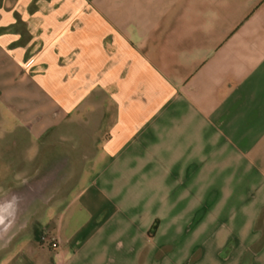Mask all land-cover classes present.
Returning <instances> with one entry per match:
<instances>
[{"label":"crops","instance_id":"1","mask_svg":"<svg viewBox=\"0 0 264 264\" xmlns=\"http://www.w3.org/2000/svg\"><path fill=\"white\" fill-rule=\"evenodd\" d=\"M1 172L0 264H264V0H0Z\"/></svg>","mask_w":264,"mask_h":264},{"label":"rangeland","instance_id":"2","mask_svg":"<svg viewBox=\"0 0 264 264\" xmlns=\"http://www.w3.org/2000/svg\"><path fill=\"white\" fill-rule=\"evenodd\" d=\"M40 173H42V171H39L37 172V175H40ZM1 176H0V179H3L4 177H7V176H4L3 174L6 175V173H2L1 172ZM61 175L64 176V178L66 179V177L68 175H70V172L69 171H62L61 174H57V180L56 182H60V178H61ZM67 182H71V181H67ZM24 184L25 182L23 181H17V182H0V197H3L5 195H9L11 193H15L14 191H17V193H22L23 192V189H24ZM26 189V188H25ZM24 189V190H25ZM25 212V211H23ZM24 216V215H22ZM42 235H48V236H51L53 234H51L48 230L47 231H43L40 233L39 235V242L41 244H44V240L41 239V236ZM7 235L5 234L3 237H0V244L4 243L6 240H7Z\"/></svg>","mask_w":264,"mask_h":264},{"label":"bare ground","instance_id":"3","mask_svg":"<svg viewBox=\"0 0 264 264\" xmlns=\"http://www.w3.org/2000/svg\"><path fill=\"white\" fill-rule=\"evenodd\" d=\"M45 179V178H44ZM32 191V190H31ZM35 192V191H34ZM16 196H17V194H15ZM53 196V195H52ZM29 197V196H28ZM12 199V196L10 197V196H7V197H5V198H3V199H0V218H4V219H6V218H10V216H11V212H9L8 210L9 209H7L8 208V206H10V203L12 204L13 202H10V200ZM14 200V199H13ZM16 205V204H15ZM24 205V204H23ZM14 206V205H13ZM18 206V205H17ZM20 206V205H19ZM3 207H5L6 208V211L5 212H2L3 211ZM12 207V206H11ZM14 207H16V206H14ZM16 209V208H15ZM19 209V208H18ZM12 210V209H11ZM13 213H14V211H13Z\"/></svg>","mask_w":264,"mask_h":264},{"label":"water","instance_id":"4","mask_svg":"<svg viewBox=\"0 0 264 264\" xmlns=\"http://www.w3.org/2000/svg\"><path fill=\"white\" fill-rule=\"evenodd\" d=\"M5 211H6V208L3 207L2 212H5ZM8 225H9V218H6V219L0 218V237H3L6 234Z\"/></svg>","mask_w":264,"mask_h":264},{"label":"built area","instance_id":"5","mask_svg":"<svg viewBox=\"0 0 264 264\" xmlns=\"http://www.w3.org/2000/svg\"><path fill=\"white\" fill-rule=\"evenodd\" d=\"M41 239L45 241L44 243L49 244L51 247L57 246V239L54 235H42Z\"/></svg>","mask_w":264,"mask_h":264}]
</instances>
